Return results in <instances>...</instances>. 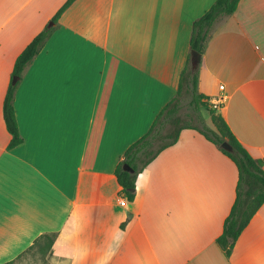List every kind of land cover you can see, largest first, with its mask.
I'll list each match as a JSON object with an SVG mask.
<instances>
[{"label":"crops","instance_id":"crops-1","mask_svg":"<svg viewBox=\"0 0 264 264\" xmlns=\"http://www.w3.org/2000/svg\"><path fill=\"white\" fill-rule=\"evenodd\" d=\"M0 0V264L56 234L53 264H264V205L228 258L217 240L237 196L235 163L184 130L121 194L116 169L177 96L196 20L217 0ZM54 28L15 95L17 58ZM222 87L224 88L222 90ZM200 89L264 167V0L214 25Z\"/></svg>","mask_w":264,"mask_h":264},{"label":"trees","instance_id":"trees-1","mask_svg":"<svg viewBox=\"0 0 264 264\" xmlns=\"http://www.w3.org/2000/svg\"><path fill=\"white\" fill-rule=\"evenodd\" d=\"M75 1L68 0L52 22L57 23ZM240 2L241 0H217L204 16L195 21L191 38V53L196 51L202 56L204 55L215 23L222 17L233 15L237 11ZM53 32L54 28L50 26L45 28L16 60L12 82L7 91L3 107L7 130L12 136L9 149H14L23 143L14 104L19 81L26 67L40 53ZM201 71L202 62L198 68H193L192 54H190L187 66L180 78L177 96L159 114L149 132L127 150L116 169V177L122 188L121 194L123 197L129 202H133L136 199L139 175L164 150L177 144L184 130L199 132L211 143L218 146L223 154L235 163L239 173L236 201L225 222L224 231L217 240L218 245L229 258L243 231L264 205V167L239 142L222 114L216 113L214 109L216 106L211 104L212 98L200 92ZM14 78H18L17 83L13 82ZM187 99L189 100V107L198 114L203 127L194 125L192 121L186 122L184 120L182 112ZM203 107L209 109L215 130L206 125L201 115ZM167 126H170L171 130L167 131ZM224 142L233 147V152H229L222 147ZM125 166H129L130 170H127ZM56 239V234H43L25 253L33 250H38L43 255L51 253ZM14 262L7 264H13Z\"/></svg>","mask_w":264,"mask_h":264},{"label":"rangeland","instance_id":"rangeland-1","mask_svg":"<svg viewBox=\"0 0 264 264\" xmlns=\"http://www.w3.org/2000/svg\"><path fill=\"white\" fill-rule=\"evenodd\" d=\"M201 78V76H200ZM200 92L203 93L200 89ZM211 104H218L217 102L211 101ZM219 106L221 107V104L217 105L214 107L216 110V113L221 114V111L219 110ZM183 117L185 118L184 120L186 122L192 121V123L198 127H203L202 123L200 122L198 118V114L193 111L192 108L189 107V100L187 99V102L185 103V108L182 112ZM201 115L203 116L206 125L215 130V126L212 122L211 119V114L209 109L207 108H202L201 109ZM171 130L170 126H167V131ZM50 253H47L46 255L41 254L38 252V250H33L25 253L23 256H21L19 259H17L13 264H53V260L50 257Z\"/></svg>","mask_w":264,"mask_h":264},{"label":"water","instance_id":"water-1","mask_svg":"<svg viewBox=\"0 0 264 264\" xmlns=\"http://www.w3.org/2000/svg\"><path fill=\"white\" fill-rule=\"evenodd\" d=\"M191 54H192V67L196 69L200 66L202 62V55L196 51H193ZM17 81H18V78H14L13 82L17 83ZM222 147L229 152H233V147L227 142H224L222 144ZM125 168L127 170H130L129 166H125Z\"/></svg>","mask_w":264,"mask_h":264},{"label":"built area","instance_id":"built-area-1","mask_svg":"<svg viewBox=\"0 0 264 264\" xmlns=\"http://www.w3.org/2000/svg\"><path fill=\"white\" fill-rule=\"evenodd\" d=\"M224 88L222 87V90H223Z\"/></svg>","mask_w":264,"mask_h":264}]
</instances>
